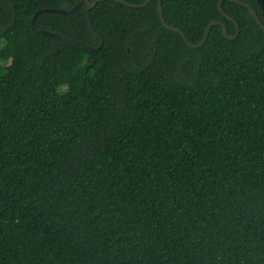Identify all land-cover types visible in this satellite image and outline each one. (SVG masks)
I'll use <instances>...</instances> for the list:
<instances>
[{"label":"trees","instance_id":"1","mask_svg":"<svg viewBox=\"0 0 264 264\" xmlns=\"http://www.w3.org/2000/svg\"><path fill=\"white\" fill-rule=\"evenodd\" d=\"M81 1L0 0V264H264V31L249 9L160 0L193 44L212 22L237 33L221 1L238 22L193 49L158 0L99 2L98 32ZM239 1L264 24V0Z\"/></svg>","mask_w":264,"mask_h":264},{"label":"water","instance_id":"2","mask_svg":"<svg viewBox=\"0 0 264 264\" xmlns=\"http://www.w3.org/2000/svg\"><path fill=\"white\" fill-rule=\"evenodd\" d=\"M102 1H106V0H95V1H91V0H82L81 3H84L86 4V8H87V17H88V20H89V23H90V27L92 28L93 31L95 32H98V29L96 27V25L94 24V21L92 20V16H91V10L93 8L96 7V5L99 3V2H102ZM114 1H117L121 4H124L130 8H143V7H146L150 2H152L153 0H146L144 3L142 4H131V3H128L127 1L125 0H114ZM159 1V15H160V18H161V21H162V26L171 30V31H174V32H177L179 33L181 36H182V39L185 41V43L190 47V48H193V49H197V48H200L204 45V43L207 41L208 37H209V34H210V31H211V28L213 25H220L222 26V30H223V34L225 36V38L229 39V40H234L238 37L239 35V31H240V27H239V24L238 22L230 17L222 8V1L219 3V9L220 11L223 13V15L225 17H227L229 20H231L233 23H235L236 25V28H237V33L235 35H230L228 33V29H227V26L221 22V21H217V22H212L208 25L207 29H206V34L203 38V40L198 43V44H193L189 41V39L186 37L185 33L178 27H175V26H171L169 25L166 20H165V16H164V12H163V9H162V3ZM232 2H236L244 7H246L247 9H249V11L251 12V15L255 18L257 24L259 25V27L264 31V24L262 23V21L260 20L259 16L257 15L256 11L252 8V6H250L249 4L247 3H244L242 1H239V0H230ZM77 8V7H76ZM75 8V9H76ZM73 9V10H75ZM72 10V11H73ZM72 11H67V10H61V9H43V10H40L35 16L43 13V12H54V13H59V14H63V15H66L68 13H71ZM46 35H50V36H53L55 38H59L61 39L62 37L58 34H55V33H51V32H44Z\"/></svg>","mask_w":264,"mask_h":264},{"label":"rangeland","instance_id":"3","mask_svg":"<svg viewBox=\"0 0 264 264\" xmlns=\"http://www.w3.org/2000/svg\"><path fill=\"white\" fill-rule=\"evenodd\" d=\"M1 64V63H0Z\"/></svg>","mask_w":264,"mask_h":264}]
</instances>
